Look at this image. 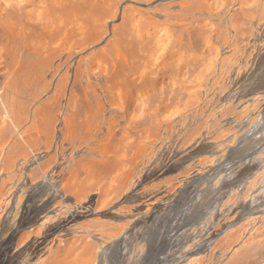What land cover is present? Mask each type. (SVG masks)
Wrapping results in <instances>:
<instances>
[{"label":"rangeland","instance_id":"rangeland-1","mask_svg":"<svg viewBox=\"0 0 264 264\" xmlns=\"http://www.w3.org/2000/svg\"><path fill=\"white\" fill-rule=\"evenodd\" d=\"M123 1L0 0V264H264V0Z\"/></svg>","mask_w":264,"mask_h":264},{"label":"crops","instance_id":"crops-1","mask_svg":"<svg viewBox=\"0 0 264 264\" xmlns=\"http://www.w3.org/2000/svg\"><path fill=\"white\" fill-rule=\"evenodd\" d=\"M76 168L77 167L75 164L73 170H75ZM73 184L86 186V184L84 185L83 182L81 181H76ZM97 188L100 187H95V188H93V186L89 187V191L91 192L92 190H95ZM106 189H110V188L107 187ZM72 246L75 247V249L70 250L67 254H59V253H55L52 255L47 254L42 258L41 262L44 261L47 264H100L98 260L99 259L98 241H95L92 238L74 240V244H72Z\"/></svg>","mask_w":264,"mask_h":264},{"label":"bare ground","instance_id":"bare-ground-1","mask_svg":"<svg viewBox=\"0 0 264 264\" xmlns=\"http://www.w3.org/2000/svg\"><path fill=\"white\" fill-rule=\"evenodd\" d=\"M260 138L264 140V134L261 135ZM59 196L60 197H63V192L60 193ZM82 207H80V208H82ZM85 209H87V207ZM90 209H91V207L88 210H90ZM153 217L154 218H152V223L155 224L156 221H158V219H159V215L155 214ZM200 217H201V215H200ZM142 220H144V219H141L140 220L141 222H138L136 224L135 228H133V230H131V233H132V240H133V242L136 241V243L139 244V242L142 241V243L144 242V245H145V242L146 241L147 242H150L151 241V238H153V234H155L156 232H155V229L152 226H149V223H147V221H145V220L142 221ZM130 229L131 228H128L127 231H129ZM158 243H161V242H158ZM142 249H143V247L140 248L138 250V252L141 253V250ZM144 250H145V247H144ZM19 251H20V248L14 246L13 250L10 251V257L15 256L16 254L19 253ZM145 251H146V253H144V254H147L148 251L147 250H145ZM98 260H99V263L100 264H103V261L100 258V255H99V259Z\"/></svg>","mask_w":264,"mask_h":264},{"label":"water","instance_id":"water-1","mask_svg":"<svg viewBox=\"0 0 264 264\" xmlns=\"http://www.w3.org/2000/svg\"><path fill=\"white\" fill-rule=\"evenodd\" d=\"M127 1H129V0H124L122 3H125V2H127ZM122 3H121V4H122ZM110 26H111V22H109V29H110ZM101 42H103V40L100 41V42L97 43V44H94V46L100 44Z\"/></svg>","mask_w":264,"mask_h":264}]
</instances>
